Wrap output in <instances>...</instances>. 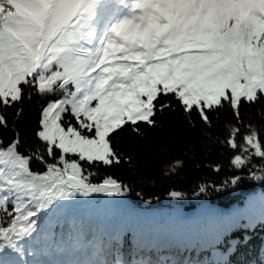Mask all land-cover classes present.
<instances>
[{
	"label": "trees",
	"instance_id": "1",
	"mask_svg": "<svg viewBox=\"0 0 264 264\" xmlns=\"http://www.w3.org/2000/svg\"><path fill=\"white\" fill-rule=\"evenodd\" d=\"M123 1L120 4L118 0H103L93 9L92 0H81L76 21L62 38V47H57L51 35L34 34L36 15L42 16L44 10L40 0H15L14 4L26 17L17 20L18 26L8 37L0 31V57L5 42L12 39L28 41L31 38L29 46L39 56L57 47L59 63L67 76L56 80L55 95L64 94L60 85L69 79L65 87L75 91L78 85L80 93L85 95L95 90L102 75L109 74L99 70L102 56L96 54L88 66L89 60L76 51L97 49L98 40L94 37L98 27L104 28L111 21L110 7L130 4L132 0ZM127 9L124 7L120 13ZM203 12L212 21L218 13L212 3L204 4ZM123 25L129 30L133 22L127 20ZM82 32H86V38L74 43L75 36ZM163 45L160 42L156 47L164 49ZM138 47L144 55V45L139 43ZM83 62L84 66H80ZM84 67L96 72L77 79ZM119 80L118 75L111 84ZM40 99L36 96L31 102L25 100L24 114L18 121L16 107L5 110L9 127H0V139L7 143L19 131L24 141L22 152L39 149L38 154L53 163L48 158L47 146L34 137ZM166 99L162 97L157 102L154 126L141 122L139 133L125 126L114 136L115 149L123 163L103 167L83 162L84 169L92 172L91 183L100 184L105 178L114 177L130 187L125 197H108L114 206L102 204L103 194L89 197L95 200V206L70 208L63 200L55 201L41 209V219L39 215L34 217L37 223L31 234L0 238V264H60V255L65 256L64 264H115L117 260L122 264H264V179L252 178L248 168L243 171L230 168L232 150L226 144L233 126L243 129L251 122L264 131V104H242L243 123L225 105L209 113V125L196 113L189 117L179 106L159 111V104ZM218 165L223 166L219 173L214 171ZM30 168L33 172L45 171L38 159L31 161ZM234 175L242 179L235 185L225 186L224 181ZM20 179L24 177L13 178L7 170L0 174V197L7 196L8 207L15 203L21 209L20 215H26L34 210L35 203H42L43 197L37 201L38 190L8 183ZM57 180H67V172L42 186ZM202 185L208 191L197 195ZM172 191L184 195L175 198L170 195ZM0 222H10L4 211H0Z\"/></svg>",
	"mask_w": 264,
	"mask_h": 264
},
{
	"label": "snow or ice",
	"instance_id": "2",
	"mask_svg": "<svg viewBox=\"0 0 264 264\" xmlns=\"http://www.w3.org/2000/svg\"><path fill=\"white\" fill-rule=\"evenodd\" d=\"M5 3L12 7L15 0H0V8ZM101 3L103 0H92L91 7L95 9ZM203 8L199 0H138L132 13L140 23L131 32L123 24L114 30L125 33V39L139 38L146 49L144 56L130 58L138 62L117 66V70L105 68L104 72L112 71L113 75H102L95 90L83 96L79 95L78 85L75 91L67 89L68 81L60 85L64 94L55 95L56 74L53 77H46L43 71L37 74L41 57L29 46L31 38L5 42L0 57V127H9L5 110L16 107L18 121L24 114L25 100L31 102L39 96L40 113L34 137L47 146L48 158L53 163L45 161L38 154L39 149L22 152L24 141L19 131L7 143L0 139V174L7 170L13 178L24 177L8 183L38 190L35 199L47 200L35 203L34 210L20 215L21 209L15 203L9 208V198L0 197V211L10 219L6 224L0 222V238L31 234L37 223L34 217L60 198L77 194L125 197L131 191L129 186L114 177H107L100 184L91 183L92 172L84 169L83 162L103 167L123 163L115 149L114 136L125 126L139 133L141 122L154 126L157 102L162 97L167 99L159 104V111L179 106L189 117L196 113L209 125V113L225 105L243 123L242 104H264V0H241L239 10L229 11L218 22L210 20ZM57 11L60 12L57 19L65 22L71 19L67 10ZM9 15L0 11V19H8ZM18 19L13 18L14 28ZM186 38L195 42L175 47ZM160 42L173 46L153 53ZM116 71L121 79L111 84ZM229 135L226 144L232 150L230 168L234 171L248 168L252 178L264 179V174H257L264 173V131L249 122L243 129L233 126ZM33 159L44 164L43 173L32 171ZM222 170V165L214 167L217 173ZM64 172L67 180L42 186ZM241 179L234 175L224 185H235ZM207 191L208 187L202 185L197 195ZM170 195L180 198L184 194L172 191ZM21 220L23 224L19 223ZM115 264L122 262L117 260Z\"/></svg>",
	"mask_w": 264,
	"mask_h": 264
},
{
	"label": "rangeland",
	"instance_id": "3",
	"mask_svg": "<svg viewBox=\"0 0 264 264\" xmlns=\"http://www.w3.org/2000/svg\"><path fill=\"white\" fill-rule=\"evenodd\" d=\"M63 3H66V7H64V10H67L70 14L73 12L74 10V4H71L70 0H61L60 1V5H59V10L62 11V6ZM60 14V12L58 13V15ZM151 62H155L154 60H152ZM81 198V197H80ZM70 198L66 199V203L69 201ZM114 204V203H112Z\"/></svg>",
	"mask_w": 264,
	"mask_h": 264
}]
</instances>
